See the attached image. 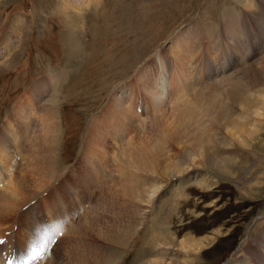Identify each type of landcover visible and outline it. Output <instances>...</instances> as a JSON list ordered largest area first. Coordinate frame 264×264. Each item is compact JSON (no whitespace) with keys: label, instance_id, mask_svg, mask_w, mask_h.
<instances>
[{"label":"rangeland","instance_id":"obj_1","mask_svg":"<svg viewBox=\"0 0 264 264\" xmlns=\"http://www.w3.org/2000/svg\"><path fill=\"white\" fill-rule=\"evenodd\" d=\"M85 4H88L87 7H83L77 15L65 7L63 0H0V125L2 126L10 117L16 104L20 103L23 95L29 93V89L35 83L49 75L56 74L62 78L59 84L60 93L55 95V99L58 100L56 106L61 125L57 142L60 166L57 167L56 175L45 177L47 184L44 188L50 185L45 189L47 190L55 186L60 193L59 197L63 199L66 198V192L68 193L66 186L67 188L69 185L73 186V181L76 184L82 181L84 162L80 161L83 154L81 149L91 138L88 139V135L93 119H98V123L101 120L106 121L104 111L111 95L116 94L114 90L118 87L123 86L122 89L129 91L133 103L141 100L144 105L143 101L146 100L145 107L142 105L139 112L138 109L136 110L138 107L136 104L130 109L132 114L136 115L134 119H139V125H145L147 130L139 135L141 131L133 126L134 123L129 128H122L123 141L132 142V152L137 154V158L142 155V150L148 147L147 143L162 144L161 140H163L167 145L169 141V147L172 149L173 143L169 138L168 129L176 128L182 135L183 129L188 124L185 117L175 109L176 96L170 95L173 97L171 101L166 100L169 105H173L166 117L174 113L173 118H166L165 115L154 112L156 108L152 109V101L149 95L144 93L145 89L142 88V82L137 80L136 73L143 66L149 67L151 77L156 78L159 74L156 57L161 56L165 63L164 75L169 77V86L173 87L176 81L181 83L182 78L178 76L175 68L176 54L172 51L174 50L172 39L179 31L186 30L189 41L194 36H199L203 42L206 32L215 31L213 39L220 40L223 38L222 26L225 17L235 16V12L239 15L243 14L242 16L247 13L244 0H86ZM81 11L85 12L81 13ZM191 29L194 30L193 33ZM195 33L199 34L195 35ZM248 35L253 44L252 50H255L257 55L254 60L263 57L264 42L259 40L261 34L250 32ZM7 46H10V51L6 56L1 49ZM186 47L191 48L190 42L186 43ZM198 50L199 52H196V49L192 50L197 57L201 55L199 48ZM222 53L227 54L224 50ZM210 55L212 58L215 57L212 53ZM235 56L231 57L227 54L225 60L232 63ZM216 60L217 63L213 62L214 67L216 64L218 66L219 58L217 57ZM193 61L197 66L199 60ZM210 61L213 65L211 59ZM198 69L200 68L190 69L191 73L188 72L190 74L188 76L191 82L194 81L192 83L197 81L196 83L201 86L203 83L201 78L204 79L205 75L204 73L202 75ZM33 80L35 81L32 82ZM169 86L167 85L166 90L160 92L162 100H165L163 97L168 93ZM123 95L125 96L123 99L127 101L128 93L123 91ZM49 106L55 107L54 104ZM115 118L117 120V117ZM155 118L158 120L157 123L149 129L148 125L153 123ZM261 129L263 134L258 135L257 138L261 139L263 144H255L249 151L241 150L244 148L239 145H234L231 150L218 148L220 155L228 156L227 161L232 158L227 162L229 169L231 168L229 175H218L207 167L190 169L193 173L208 172L207 174L212 176L206 183L209 187L204 185L203 188H199L187 183L168 196L167 193L161 192L155 197L154 204L144 206L147 212L143 218L138 211L134 218L132 217L134 214L130 217L133 220L131 224L137 221L132 226L128 223L129 208L122 210V203H125L127 195L121 188L122 180L116 170L118 165L116 148L110 145V136L106 137L102 144L108 150L106 161L102 162L104 175H98L99 182L87 189L92 190L91 200L84 204V209L88 210V217L90 216L88 220L90 222L94 220V227L92 226L94 232L101 224L115 231H123L129 226L131 229L134 228L133 234L131 232L125 242L116 243L103 239L93 232L88 233L87 230L77 233L81 224L83 225L84 218L80 216L81 212H77L79 208L70 205L69 201L66 205L69 210L68 221L62 216H55L53 212L49 221H42L44 210L47 208L45 205L47 199L44 202L42 198L45 197L42 196L49 190L45 191V194L38 192L35 199L19 207L18 215L13 213V217H1L0 219L4 221L0 222V226L2 225L0 237L5 238V243L9 244L8 248L11 247L10 253L12 252L13 259L15 257L13 253L19 252L20 262L18 254L16 257L19 264L21 262L46 264L45 256L47 253L51 254L53 250L57 260L68 264L69 258H80L76 253L80 252L77 249L78 247L81 249L84 240L95 250L87 255L91 262L102 264L104 258L108 264H139L155 255V243H158V239L153 240L152 235L157 232L171 233L170 236L176 237L178 241L189 234L192 238H204L216 230L215 241L206 245L205 250L202 249L204 251L197 254L200 258L195 264H249L251 256L247 251L248 245L256 238H260L264 232V187L261 188L263 192L259 191L260 186L264 185V126ZM33 139L32 142L31 140L28 142L34 143L35 139L34 141ZM93 141L95 142V139L91 138L88 146L89 143L93 146ZM158 155L163 162L168 163L164 160L161 150ZM170 160H175L173 153ZM15 170L14 174H17L18 171ZM54 178L56 179L53 180ZM98 183L102 188L97 187ZM106 188H110V191ZM36 194L33 193L32 196ZM187 199L190 200L187 202ZM50 202L51 200L49 205ZM31 205L33 209H29L28 213L34 221L35 230L41 235L54 223L58 224L60 221L61 225L54 234L49 232V236L52 235L48 246L36 260L28 259L30 246H27V242L30 245L37 237L27 241L29 233L24 230L21 231L23 238H20L17 223L19 216ZM188 207L191 210H187ZM70 221L77 232H70ZM11 228L16 233L10 234ZM57 234L59 239L56 238ZM115 235L119 236L118 233ZM21 243L22 246L19 245ZM3 246L2 250L0 248V254L1 251L3 252ZM172 250L170 252L168 249V253L170 252L174 264H182L177 262L192 259L182 251Z\"/></svg>","mask_w":264,"mask_h":264},{"label":"bare ground","instance_id":"obj_2","mask_svg":"<svg viewBox=\"0 0 264 264\" xmlns=\"http://www.w3.org/2000/svg\"><path fill=\"white\" fill-rule=\"evenodd\" d=\"M85 2L86 0H63L65 7L69 8L72 12L74 11L77 15L83 7L88 5ZM244 6L247 7L245 16L235 12V16L225 17L226 19L223 20L224 24L222 26L223 38L220 40H214L213 35L215 31H209L206 32L204 42L199 36H194L189 41L186 30L179 31L172 39V46L174 47L172 51L176 54V73L182 78L181 83L180 81H176L173 87L169 86V77L164 75L165 63L162 61L163 58L161 56L156 57L159 66V74L156 78L154 76L151 77L152 73L148 69L149 67L143 66V70L140 68L141 70L139 69L138 73H136L137 80L142 82V88L144 87L145 89L144 93L148 94L152 101V109L156 108L154 112H159L166 117L173 107L172 104H170L172 105L170 107L167 101H171L172 95L176 96L175 101L177 106L175 109L185 117L189 125L186 124L182 135L178 133L176 128L168 129L169 138L173 143L171 144L172 149L169 147V141L167 145L163 140H161L162 144L158 142L157 144L149 145L147 143L148 147L143 149L142 155L137 158V154L132 152V142L123 141V129L129 128L134 123L133 126L140 129L139 135H141L147 128L145 125H139V119H134L136 115L134 116L130 109L133 104L129 97L125 101L123 99L125 97L123 91L115 92L116 94L111 95L105 109L106 111H104L106 121L103 120L102 122L101 120L98 123V119L96 118L92 121L88 139L90 137L94 138L96 144L93 141V146L90 143V146H88L91 138L86 143L84 142L85 144L81 149L83 154L80 159L81 162H84L81 176L82 181L78 184L73 181V186L69 185L68 188L67 186L65 187L68 190V193L66 192L65 194V199L59 197L60 193L57 192L55 186L47 190L45 189L50 185L44 188L45 184H47L45 177L47 176L48 178L54 174L56 175L58 173L57 167L60 166L58 158V154H60L59 144L57 145V142L58 135L61 133V125L58 120L59 116L56 106L58 100L55 99V95L60 93L59 84L62 78L56 74L49 75L47 78L35 83L29 89V93L27 92L23 95L20 103L16 104L10 117H8L2 126L0 125V218L3 216L13 217V213L18 215L19 207L24 206L25 203L36 197L39 194L38 192L44 193L49 190L42 196L45 197L42 198L44 202L47 199L45 204L47 208L44 210L42 221H49L51 212L56 214L55 216H62L65 221H68L69 210L66 205L69 201L70 205L79 208L77 212H81L80 216L84 218L82 219L83 225L81 224L78 232L72 222H69L71 233H82L87 230L88 233L93 232L97 237H103V239L112 240L116 243L125 242V239L129 238L134 228L131 229L129 226L124 228L123 231H115L113 228L103 227L101 224L96 227V232H94L92 228L95 224L94 220H91V222L88 220L90 217L87 214L88 210L84 209V204L91 200L90 195L92 190L89 189L88 191L87 189L89 186L92 188V184L99 182L97 181L98 175L103 174L102 162L103 160L106 161L108 150L102 144L104 139L109 136L110 145L116 148L118 162L116 170L122 180V183L120 182L121 188H123L127 195L125 203H122V210L127 209V207L129 208L127 210L129 218L133 214L134 216L132 217L134 218L137 211L141 218H143L147 212V210H144V206L154 204L155 197L161 192L167 193L166 196H168L177 190V188H181L187 183L190 186L194 185L199 188H203L202 186L204 185V187H209L206 183L212 176L207 174V171V173H193L190 169L196 170L198 167H207L217 172L218 175H229L231 168L229 169L227 162L232 158H229L227 161L228 156L220 155L218 148H229L231 150L234 148V145H239L244 148L241 150L249 151L255 144H263L261 139L258 140L257 137L263 134L261 128L264 126V56L254 60L257 55L256 51L252 50L253 44H251L248 34L250 32L260 33L261 38L259 40L261 39L264 42V0H244ZM191 32L193 33L194 30L191 29ZM197 34L199 33H195V35ZM188 42H190L191 48L186 47V43ZM198 48L201 52L199 57L192 51L196 49V52H199ZM223 50L225 53L231 55V57L236 55L232 63L225 60L227 54L224 55L222 53ZM1 51H4V55L7 56L10 46L2 48ZM211 53L214 54V58L211 57ZM217 57L219 58L218 66L216 64V67H214L215 64L213 62L217 61ZM210 59L213 65L210 64ZM193 60H196V62L199 60V64L196 63V66ZM193 68H200L198 70L202 75L204 73V79L207 82L208 80L211 81L207 83L201 78L203 80L201 86L196 83L197 81L192 83L194 81L191 82L188 75L191 73L189 70ZM230 70L233 71L226 74ZM167 85L170 89L168 93L164 94L163 99L165 100H162L161 93L166 90ZM137 102H140V100ZM49 104H54L55 107L51 108ZM137 105L138 107L134 108L141 110V105ZM173 114L169 115V117L173 118ZM115 117H117L118 121ZM157 121V118H155L153 123L148 125L150 126L149 129ZM166 126H168L167 123ZM33 138L35 142L30 143ZM29 140L31 141L28 142ZM160 150L164 160L168 163L163 162L159 157ZM172 153L175 157L174 161L170 160ZM15 168L17 169L15 170ZM14 170L15 172L18 171L17 174H14ZM27 173L32 175H28ZM108 178H110L109 175ZM84 184H86L85 187ZM97 187L102 188L100 184ZM262 187L264 185H261L259 188L261 192H263ZM107 191H110V188ZM33 193L37 194L32 196ZM30 196L32 197L29 199ZM132 199H134V202ZM49 200H51L50 205ZM175 200L177 199L175 198ZM189 200L187 199L186 201L188 202ZM29 209H33V206L28 207L19 216V222H17L20 238L22 237L21 231L25 230L26 233H29L27 241L32 240V238L35 239V237L38 239L41 236V233L34 228V221L28 213ZM158 209L160 208L158 207ZM187 210L191 209L188 207ZM116 213L119 215L118 211ZM154 213L156 216V211ZM157 215L159 216V214ZM131 220L132 218L128 219V223L131 226L137 222L134 221L131 224L133 222ZM3 221L0 219V222ZM213 232L210 236L199 239L192 238L189 234L178 241L176 237L170 236L171 233L168 234L164 231L157 232L152 235L153 240L158 239V243H155V255L139 262V264H174L170 255V252L173 251L172 249L182 251L189 257H192V259L181 260L177 263L195 264V261L200 258L197 254L203 252L206 245L215 241L217 231ZM9 233L14 234L16 232L12 231L11 228ZM116 233L119 236H116ZM58 234L56 238H58ZM83 242L81 244L83 248L81 247L80 249L78 247L77 250H80V252L77 251L76 253L80 258H69L68 264H97L91 262L89 257H87L90 252L95 251L94 247L92 248V245L90 247V244L85 243V240ZM28 243L27 246H30ZM8 245L4 244L3 252L0 254L1 264L8 263L10 260L12 264H16V262L19 264L20 258L18 262L11 257V247L8 248ZM19 245L22 246V243ZM247 251L249 256H251L249 264H264V232L260 238H256L253 242L251 241ZM53 254L54 250L51 254L47 253L45 256L46 264H63ZM103 261L104 263L102 264L108 262H105L104 258Z\"/></svg>","mask_w":264,"mask_h":264},{"label":"snow or ice","instance_id":"obj_3","mask_svg":"<svg viewBox=\"0 0 264 264\" xmlns=\"http://www.w3.org/2000/svg\"><path fill=\"white\" fill-rule=\"evenodd\" d=\"M60 226H61L60 224L51 225L50 229H46L45 232L43 233V235H41L38 239L31 242L30 251L28 254L29 260H36V259L40 258L41 252H43L48 246V242H49V238H50L49 232L54 234L56 231H58ZM4 243H5L4 240H0V245H2ZM8 264H12V261L11 260L8 261ZM21 264H23V262H21Z\"/></svg>","mask_w":264,"mask_h":264}]
</instances>
